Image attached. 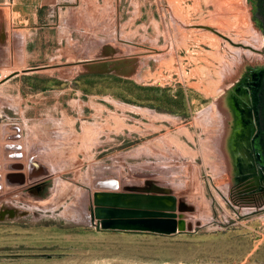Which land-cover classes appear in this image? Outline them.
Wrapping results in <instances>:
<instances>
[{
  "label": "rangeland",
  "instance_id": "1",
  "mask_svg": "<svg viewBox=\"0 0 264 264\" xmlns=\"http://www.w3.org/2000/svg\"><path fill=\"white\" fill-rule=\"evenodd\" d=\"M260 7L52 0L1 24L0 264H264V188L239 150ZM106 199L177 229L104 225Z\"/></svg>",
  "mask_w": 264,
  "mask_h": 264
},
{
  "label": "flooded vegetation",
  "instance_id": "2",
  "mask_svg": "<svg viewBox=\"0 0 264 264\" xmlns=\"http://www.w3.org/2000/svg\"><path fill=\"white\" fill-rule=\"evenodd\" d=\"M259 1L264 6V0ZM259 9L262 14L263 7ZM261 29L264 35V25H261ZM253 97V101L249 96L246 97L250 103L243 101L244 106L241 105L245 135L240 140L239 150L242 151V159L249 164L243 181L251 183L254 187L258 184L264 188V72L260 77L256 96Z\"/></svg>",
  "mask_w": 264,
  "mask_h": 264
},
{
  "label": "water",
  "instance_id": "3",
  "mask_svg": "<svg viewBox=\"0 0 264 264\" xmlns=\"http://www.w3.org/2000/svg\"><path fill=\"white\" fill-rule=\"evenodd\" d=\"M255 188V187H254ZM106 199L95 209V216L103 219V224L120 230H151L160 233L175 231L176 221L160 211L147 208H134V205H122Z\"/></svg>",
  "mask_w": 264,
  "mask_h": 264
},
{
  "label": "crops",
  "instance_id": "4",
  "mask_svg": "<svg viewBox=\"0 0 264 264\" xmlns=\"http://www.w3.org/2000/svg\"><path fill=\"white\" fill-rule=\"evenodd\" d=\"M52 0H0V26L9 23V17L14 16L15 22L22 26L36 24L41 9ZM20 27V28H21ZM22 29V28H21Z\"/></svg>",
  "mask_w": 264,
  "mask_h": 264
}]
</instances>
